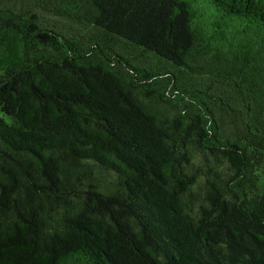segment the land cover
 Wrapping results in <instances>:
<instances>
[{"label": "trees", "instance_id": "1", "mask_svg": "<svg viewBox=\"0 0 264 264\" xmlns=\"http://www.w3.org/2000/svg\"><path fill=\"white\" fill-rule=\"evenodd\" d=\"M0 264H264V0H0Z\"/></svg>", "mask_w": 264, "mask_h": 264}]
</instances>
